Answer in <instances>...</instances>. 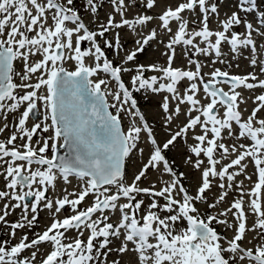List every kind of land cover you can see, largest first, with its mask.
Instances as JSON below:
<instances>
[{
  "label": "snow or ice",
  "instance_id": "snow-or-ice-1",
  "mask_svg": "<svg viewBox=\"0 0 264 264\" xmlns=\"http://www.w3.org/2000/svg\"><path fill=\"white\" fill-rule=\"evenodd\" d=\"M80 2L82 9L76 7L77 0H0V133L11 131L7 139L0 140V161L5 165L0 175L6 188L0 190V199L16 201L4 204L0 222L11 229L9 236L14 238L17 230L39 226L38 209H47L54 218L42 234L34 232L31 241L24 234L14 245L8 240L0 242V264H264V206L260 202L264 189V118L257 115L264 110V94L255 97L257 106L244 119L239 109L243 97L238 90H254L257 86L264 89V80H259L254 72L230 74L220 67L203 73L207 65L195 59L198 54L210 64L219 63L227 69L238 67L239 59L250 52L249 65L256 67L257 57L264 49H260L253 32L264 41V11L258 13L257 28L246 19L247 14L257 10L256 0H238L237 10H232V0H185L174 9L166 7L157 14L160 26L170 34L162 53L167 56L166 65H146L137 62L138 54H143L153 41L162 43L160 33L149 28L145 37L135 41L134 49L125 50L118 30L127 27L136 31L137 26L151 25L155 16L146 13L159 7L158 0ZM105 3L111 6V12L105 13L106 22L90 29L81 11L96 23ZM141 6L142 12H133ZM185 11L197 17L191 31L189 21L182 15ZM222 11L226 12L224 19H220ZM241 12L246 16L242 17ZM116 15L121 17L119 21ZM213 18L220 30H210ZM68 22L74 27H68ZM172 22L178 25L175 33ZM235 26H243L245 32L235 31ZM113 32L111 39L106 36ZM82 42L89 47L82 49ZM177 45L182 46V58L187 59L189 66L195 65L194 70L173 67ZM108 51L115 61L109 59ZM37 54L42 57L39 61L32 59ZM68 64L72 65L71 70L66 67ZM259 67L264 73V58ZM149 71L159 75L147 76ZM129 74L131 88L123 79ZM184 80L189 83L181 93L178 85ZM201 84L206 102L197 95ZM224 86H228L227 91ZM141 90L167 93L160 109L169 128L182 115L185 117L182 127L168 133L163 142L157 140L154 128L133 96L134 91ZM109 96L112 103L108 102ZM22 107L25 110L21 112ZM220 109H224L223 116ZM192 112L198 114L193 116ZM124 117L132 120L127 131L122 128ZM30 118L34 121L31 128L27 126ZM197 127L200 134H195ZM190 131L197 143L188 146L185 164L201 172L194 193L181 183L180 177H188L174 170V161L167 155L187 139ZM49 132L51 135H45ZM225 133L237 139L248 138L250 143L225 146L220 142ZM145 136L150 144L144 143ZM61 148L63 155L59 154ZM134 150L146 153L147 158L128 183V164L135 167L140 161ZM218 150H222L221 158L230 152L237 153L236 158L218 169ZM246 159L256 169L254 174H258V182L251 190L249 211L256 214L251 227L247 226L244 207L246 193L228 202L229 207L223 212L215 213L220 202H227L226 188L236 185L238 175H246ZM151 172L156 173L155 182ZM165 173L169 179L157 189L155 183ZM70 178L81 185L78 193L64 189L63 198L53 200L46 196L58 180L69 184ZM211 178L231 182L218 185L223 191L218 200L206 194L214 186ZM142 180L148 186H140ZM239 184L242 186L243 181ZM239 191H243L242 187ZM90 194L93 204L77 211ZM30 197L34 198L31 202ZM145 197L150 203L145 204ZM198 203L207 205L203 213ZM66 206L75 214L56 218ZM15 209L21 210L20 218L9 224L6 217ZM116 212L118 221L110 222L111 214ZM229 213L233 222L227 218ZM217 226H222L223 232H218ZM70 230L77 235L68 237ZM86 231L89 234L82 239ZM229 231L231 237L227 236ZM248 231L258 237L251 247L244 245ZM45 243L51 246L47 253L40 250ZM26 250L28 256L23 255ZM111 253H115V258L108 261Z\"/></svg>",
  "mask_w": 264,
  "mask_h": 264
},
{
  "label": "rangeland",
  "instance_id": "rangeland-1",
  "mask_svg": "<svg viewBox=\"0 0 264 264\" xmlns=\"http://www.w3.org/2000/svg\"><path fill=\"white\" fill-rule=\"evenodd\" d=\"M182 2H185V0H158L159 7H156L153 10H149L146 13V14L155 16V19L151 25H147L144 28H140L139 26H137L136 31H133L127 27L121 28L118 30L120 33V36H121V41L124 44L125 50H132V48L134 46H136L135 41L140 40L142 33L143 32L147 33L149 28H155L160 33L161 39L163 42L157 43L156 41H153L151 44V47H146V51L143 54H138V61H137L138 63H143L146 65L151 64V63H158L161 65H166L167 56L162 55V53L166 50L165 45L170 38V34H166L165 31L160 26V22H159V18H158L157 14L161 13L166 7H172L174 9L179 3H182ZM220 2L223 3V0H220ZM237 2H238V0H232V2H231L232 10H237V8H236ZM256 3H257V10L256 11H254L251 14H247V16L243 12H241L240 15L242 17L246 16V19L249 20L250 22H252L254 27L259 28V25L257 22V16H258V13L260 11H264V0H256ZM76 7L78 9H82V3L80 2V0H77ZM142 11H143L142 6L133 10V12H142ZM106 12H109V13L111 12V6L107 3H105V7L100 11L99 18L97 19L96 23L91 22L94 18L92 16H89L87 13H84L83 11H81V15H82V18L84 19V22L86 24H88L89 28L95 29L99 23L106 22V19H107L106 15H105ZM133 12H129L128 15L130 17L133 16ZM182 15H184V17L189 21L188 29H189V31H191L193 28L192 21L197 18L196 15L193 13H190L188 11H185L184 13H182ZM225 16H226V12L222 11L220 19H224ZM115 19H116V21H119L121 19V17L119 15H116ZM49 23H51V21H49ZM71 26L74 27V25L71 22H68V27H71ZM170 26L172 28L173 33L178 31V25L176 22H172ZM209 28H210V30H220V27H219L215 18L210 20ZM234 30L238 31L240 33L245 32V28L243 26H235ZM262 30H264V29H262ZM114 35H115L114 32L111 33L110 39L112 37H114ZM253 38L257 40L258 44L260 45V49H264V41L259 40V37L257 36L256 32H253ZM97 39L100 40L99 37H97ZM213 39H214V37H213ZM74 40H75V37H74ZM100 42L103 46V41H100ZM197 42L200 43L199 38H197ZM201 46H204V45L201 43ZM87 47H89L88 43L82 42V49H86ZM176 50H177V55H176V58L173 62V67H181V68H185V69H187L188 67H191L194 70L195 65L189 66L187 59L182 58V55H181L182 54V46L177 45ZM108 56H109V59H112L115 61V57H113L111 51H108ZM250 56H251L250 52L245 53L244 56L239 59V66L238 67L232 66V67H228L227 69H225L224 66L219 64V63H217L215 65L210 64L209 61L205 59V57L200 56L198 54L195 56V59L203 61L207 65L203 68V73H209L213 69V67H220L222 70H227L229 72H233L235 74H240V75H245V74L254 72L259 80H264V73H261L260 67H259V61L261 58H264V52H261V54L257 57L258 65L256 67H251L249 65V57ZM32 59L39 61L40 59H42V57L39 54H37ZM158 61L161 63H159ZM234 64H235V62H234ZM69 66H72V65L71 64L66 65V67H69ZM19 67H20V65H17V68H19ZM100 75L102 78L107 79V76L105 74L101 73ZM130 75L131 74L124 76V80L128 84L129 88H131V85L129 83ZM146 75L147 76L159 75V73L154 74L153 72L149 71L146 73ZM16 82L19 83V80H16ZM249 82H253V81L250 80ZM188 83L189 82L187 80H184L178 85V89L181 93H183L185 91V86ZM101 87L104 88L103 85ZM110 87H111V85H110ZM227 89H228V87H227ZM238 90L241 92L242 97H243V103H239V100H238L239 109L242 112V117L244 119H246L250 115L252 110L257 106V102L255 101V97L257 95L264 94V89L257 86L254 90H247L243 87L238 89ZM164 95H167V93L153 94L150 91L146 92L145 90H141L140 92H135V91L133 92L134 98L138 101L139 109L144 113L147 120L151 123L152 127L155 130L156 138L160 142H162L168 138V133L179 130V128L182 127L183 122H185V117L182 115L180 117V119L177 120L171 126V128H169L166 124H164L163 113L161 112V109H160V102L163 100ZM197 95L202 98V101L206 102L207 98H206L205 94L203 93L202 84H201V92H199ZM108 101L110 103H112V97L111 96L108 97ZM182 107H184V106L182 105ZM22 108H24V107H22ZM21 109H20V111H21ZM195 113L196 112H192L191 115H193ZM223 113H224V109H220V115L221 116H223ZM257 115H258V118H264V110H261ZM8 119H9L10 128H11L12 117L9 116ZM31 121L32 120L30 118L29 121L27 122V126L29 128H31L30 127ZM122 121L124 122V128L127 131L128 128L132 124V120L129 117H124ZM0 127H3V121L2 120H0ZM233 127L235 128L236 125L234 124ZM237 131H238V128H237ZM200 133H201V129L199 127H197L195 129V134H200ZM10 134H11V131L6 129L2 133H0V138H2V137L8 138L10 136ZM45 135H51V133L49 132ZM143 135L144 134L142 133V136ZM193 135H194L193 132L190 131L188 133L187 139L180 141L178 148L172 152H168V154L171 155L173 160H174V170L177 171V173H185L187 175L188 179L186 180V182L190 186L191 190L195 192V189L197 188V186L200 183L201 172L199 170H193L191 165L185 164V159L189 155L188 146L194 145L197 143L195 141V139L193 138ZM209 137H211V133H209ZM35 142H36V137L34 136L33 137V144H35ZM220 142L225 143L229 147L232 145L239 146L240 144H244L247 146L250 143V139H248V138L237 139L234 137H229L225 133L223 136V140ZM17 143H21V141L18 140ZM144 143L150 144L151 141H150V139H148L145 136ZM143 146H144L143 143L140 144L141 148H143ZM61 150H64V149L61 148ZM220 151H222V150H218L217 153L215 154V158L218 161L217 166L219 169L225 163H230V161L232 159H234V156H236V154H237L235 152H230V153L225 154L224 158H221L219 155ZM48 155H49V153H48ZM134 156H139L140 161L137 162L135 167H133L131 164H128V166H127V180H131V178L133 177V172L138 171L140 163H142L147 158L146 153L142 155L139 152H135V150H134ZM192 159L193 160L196 159L195 155H192ZM201 159L204 160L205 165H208V161H207L206 157H203V155H202ZM245 163H248V167L246 169V175L245 174L238 175L236 177V180H237L236 185H234V187L226 188L228 195L225 199L227 202H220L215 209V213L223 212L225 209H227L229 207L228 202H234L235 198H237L241 194L246 193L244 195V201H245L244 207H245L246 215L248 216L247 226L251 227L254 219L256 218V214L249 211L251 190L254 188L255 183L258 182V174H254L256 172V169L253 167V164L251 162H249L246 159ZM4 167H5V165H4L3 161H0V172H3ZM236 170L238 171V169H236ZM230 171H232V170L230 169ZM150 174L152 176L153 182H155L156 173L151 172ZM249 177H250V179H249ZM70 179H71V183H69V184H64L63 181L58 180L56 187L54 189L50 188L49 192L46 193V196L55 200L56 198H63V196L66 194L64 189H67L68 193H73V192L76 193L77 190L79 192L81 190V185L77 182V179H75V178H70ZM168 179H169V174L165 173L163 175V177H161L160 182L155 183V185L161 187V185L164 183V181L168 180ZM180 179H181V183H184L183 177H180ZM211 179L213 181L214 186L212 187L211 191L207 192L206 194L210 198L215 197V199L218 200L219 196L223 195V191L219 188L218 185L221 183L228 184L231 182L227 181L226 178L224 180H221L220 178H211ZM239 181H243L242 186L239 184ZM141 182L147 183L143 180ZM241 187L243 189L242 192L239 191L241 189ZM0 190H6L5 181H4V178L2 175H0ZM69 198L71 199V197H69ZM144 199H145V204L150 203V200L147 197H145ZM28 200H29V202H31L32 200H34V198L30 197V198H28ZM6 202L9 204H15L16 203L15 200L0 199V214H3L4 204ZM92 202H93V195L90 194L88 197L85 198V201H83L81 203V205L78 206V208L83 207V206L87 205L88 203H92ZM260 202H261L262 206H264V189H262L261 193H260ZM160 203L162 204L163 200H161ZM197 207L200 208L202 213L207 209V205H203V204H199V203L197 204ZM233 211H235V210H233ZM20 212H21L20 209H15L14 211H11V214L6 217V221L9 224L11 222L17 221L20 218ZM38 212H39V217H38L39 226L36 228H33L32 230H29L27 228H25L23 230H17V235L14 238L9 236L11 229L9 227H7L4 223L0 222V242H3L5 240L16 241L24 234H27L28 238H29L33 235L34 232H39V231L42 232L44 226L47 225L49 222H51L54 218L50 215V213L47 209H44V210L38 209ZM65 212H73V211H69L68 206H66V208L64 210H62L60 213H58L57 215H63ZM114 214L117 217L118 212H116ZM166 214L167 213H163L162 215H166ZM142 215H144L143 210L140 211V216H142ZM28 216H29V219L32 216V213L30 211L28 213ZM227 218L230 222H233L232 213H229ZM141 223H142V221H141ZM213 223L215 224V222H213ZM217 231L223 232V227L217 226ZM86 233H88V232L86 231L85 234ZM69 234L72 235L73 237H75L77 235L75 230H70L68 233H66L67 236ZM246 235H247V239L244 241L245 246L250 247V246H252V244L258 242V237H256V234L254 231H248L246 233ZM227 236L231 237L232 232L231 231L227 232ZM68 237H70V236H68ZM115 243H116V245H118L119 241H116ZM40 250L47 253L51 250V246L48 245L47 243L41 244ZM26 252L29 255V252L28 251H26ZM112 257L115 258V253L109 254L107 257V260H108V258H112ZM38 259H39V256H38ZM65 259H66V257H65Z\"/></svg>",
  "mask_w": 264,
  "mask_h": 264
},
{
  "label": "water",
  "instance_id": "water-1",
  "mask_svg": "<svg viewBox=\"0 0 264 264\" xmlns=\"http://www.w3.org/2000/svg\"><path fill=\"white\" fill-rule=\"evenodd\" d=\"M60 155H63L64 154V151H60V153H59Z\"/></svg>",
  "mask_w": 264,
  "mask_h": 264
}]
</instances>
